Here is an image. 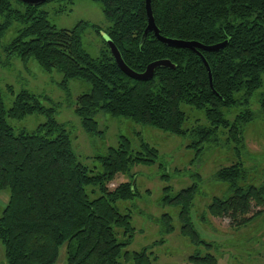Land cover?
I'll return each mask as SVG.
<instances>
[{"label": "trees", "instance_id": "1", "mask_svg": "<svg viewBox=\"0 0 264 264\" xmlns=\"http://www.w3.org/2000/svg\"><path fill=\"white\" fill-rule=\"evenodd\" d=\"M91 1L101 4L109 22L103 32L130 69L143 72L155 60H168L173 67H155L145 80L131 78L119 68L105 41L95 57L82 47L86 22L57 28L42 9L44 3L30 6L21 0H0V39L13 23L20 25L1 47L2 53L7 60L15 58L23 65L34 60L45 72H59L64 89L70 79L88 83L89 90L76 97L73 112L90 136L102 133L96 116L104 113L188 135L195 159L206 147L225 145H232L240 155L244 127L264 115V0H150L160 35L204 45L226 41L217 51L200 50L211 83L193 51L167 46L152 31L141 41L147 26L144 0ZM94 29L98 33L100 28ZM7 90L12 92L10 86ZM258 90L259 111L255 112L249 105ZM182 104L203 111L207 124L184 128L187 117ZM236 106L240 110L233 119L225 117L224 111ZM55 112V106H44L38 94L27 89L18 91L6 108L0 91V192L5 190L0 243L5 263L53 264L65 243L66 264H152L147 247L125 250L135 229L130 215L116 204L137 194L132 168L153 163L157 149L140 134L137 149L128 137L119 135L117 144L97 157L101 170L92 172L78 159L70 133L57 122ZM33 113L46 116L34 131H15L8 122ZM117 175L126 180L108 188ZM192 176V183L173 194L169 186L164 187L161 204L178 208L179 233L199 247L210 243L192 221L201 179L199 173ZM213 178L227 184V192L212 197L204 213L228 216L239 225L263 213L257 209L247 216L253 207L264 205V184L247 182L249 170L241 161L217 168ZM157 221L164 234L173 231L170 213L163 212ZM158 242L163 239L153 244ZM188 260L217 263L211 253L194 252Z\"/></svg>", "mask_w": 264, "mask_h": 264}, {"label": "rangeland", "instance_id": "2", "mask_svg": "<svg viewBox=\"0 0 264 264\" xmlns=\"http://www.w3.org/2000/svg\"><path fill=\"white\" fill-rule=\"evenodd\" d=\"M42 9L47 11L50 23L57 28H71L79 21L86 22L88 25L81 34L82 47L93 57L99 55L103 41L107 38L103 30L109 25L100 3L73 0L70 4L69 0H52L44 3ZM19 27L20 25L13 23L0 39V91L6 108L11 105L14 95L21 89L38 94L44 106H55V119L70 133L78 159L92 172L101 170L97 157L103 154L107 147L115 146L119 135L128 137L132 147L137 149V136L140 134L143 140L157 149L158 156L153 163L139 164L132 168L137 194L132 199L116 204L122 213L130 215L131 224L135 229L125 250L138 251L147 247L152 264H195L188 260L189 255L194 252L215 255L216 264H264V205L253 207L247 216L257 209H261L263 213L240 225L228 216L212 217L207 212L204 213L212 197H223L227 192V184L213 178L214 172L221 166L241 161L249 170L247 182L264 184V115L260 114L244 127V148L238 156L232 145H225L206 147L200 159H195V152L188 147V135L166 132L127 118H113L104 113L96 116L102 133L90 136L81 128L79 119L73 112L76 97L89 90L88 83L70 79L64 89L59 85L62 80L59 72H45L34 60H30L27 65L15 58L7 60L2 53L1 47L15 36ZM95 27L100 28L98 33ZM7 86L12 88V92L7 90ZM258 92L259 90L252 96L249 105L255 112L259 111ZM181 109L187 117L184 128L196 123L207 124L203 111L185 104H182ZM239 110L240 106L225 110V117L233 119ZM45 120L44 114L33 113L20 120L8 119V122L15 131L24 129L31 132ZM195 173H199L201 179L191 211L192 221L199 235L210 243L199 247L192 245L187 237L179 233L180 224L176 217L178 208H173L170 203L161 204L164 187L169 186L173 194L192 183V175ZM125 180V176L117 175L107 186L113 189ZM4 193L5 190L0 192V215ZM163 212L173 216L174 229L167 234L162 232L157 221ZM160 239H163V242L153 244ZM0 264H6L1 243ZM53 264H66L65 243L60 246Z\"/></svg>", "mask_w": 264, "mask_h": 264}, {"label": "water", "instance_id": "3", "mask_svg": "<svg viewBox=\"0 0 264 264\" xmlns=\"http://www.w3.org/2000/svg\"><path fill=\"white\" fill-rule=\"evenodd\" d=\"M21 1L27 5H30V6H38V5H41V4H43L49 0H21ZM144 2H145V10H146V15H147V26L143 32L141 41H143V39H144V37L148 31H152L154 33V35L156 36V38L167 46L183 48V49H188V50L193 51L195 54H197L200 57L204 66L206 67L207 72H208V76H209V80L211 83L210 70H209L208 64H207L203 54L200 52V50L217 51V50H219L225 46L226 41L218 42L215 44L204 45V44H201V43L194 41V40H182V39L169 38V37L162 36V35H160L158 28L156 27V25L154 23L152 11H151L150 0H144ZM106 37L107 38L104 41L108 45V48H109L115 62L117 63L119 68L125 74L130 76L131 78L145 80V79H148L152 76L153 69L155 67H158V66L173 67V64H171L168 60H155V61H152L151 63H149L143 72L133 71L124 63L118 49L113 44L111 39L107 35H106Z\"/></svg>", "mask_w": 264, "mask_h": 264}]
</instances>
